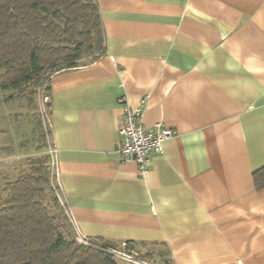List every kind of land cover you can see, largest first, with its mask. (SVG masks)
Returning <instances> with one entry per match:
<instances>
[{"label": "crops", "instance_id": "crops-1", "mask_svg": "<svg viewBox=\"0 0 264 264\" xmlns=\"http://www.w3.org/2000/svg\"><path fill=\"white\" fill-rule=\"evenodd\" d=\"M98 3L105 54L50 81L59 182L79 230L157 264H264L253 177L264 167V0ZM124 96L143 125L174 132L144 175L117 152ZM57 213L59 240L75 237Z\"/></svg>", "mask_w": 264, "mask_h": 264}, {"label": "trees", "instance_id": "trees-1", "mask_svg": "<svg viewBox=\"0 0 264 264\" xmlns=\"http://www.w3.org/2000/svg\"><path fill=\"white\" fill-rule=\"evenodd\" d=\"M105 52L98 0H0V94L23 97L41 116L51 115V100L45 104L46 113L37 101L40 95L51 98V78L93 63ZM39 125L42 128L41 121ZM48 138L51 127L43 133L45 147ZM49 159H31L29 170L20 171L14 181L5 180L0 195V264L126 263L105 251L120 244L97 238L85 246L75 237L59 240L63 219L52 208L47 191ZM253 177L256 187L263 188L264 167ZM126 244L157 264L152 254L143 255Z\"/></svg>", "mask_w": 264, "mask_h": 264}, {"label": "rangeland", "instance_id": "rangeland-1", "mask_svg": "<svg viewBox=\"0 0 264 264\" xmlns=\"http://www.w3.org/2000/svg\"><path fill=\"white\" fill-rule=\"evenodd\" d=\"M87 61V59L83 60V62ZM10 96L11 93L0 94V195L6 182L5 177L9 178L6 168L11 170L15 177L20 171L30 169L31 159L45 160L49 156L50 159L45 166L46 180H49L53 174L50 156L52 138L47 139L46 147L43 141V133L50 128L48 117L41 116L37 109L29 108L23 97L15 96L9 99ZM50 100L51 98L41 95L37 99L38 105L46 104ZM39 121L42 122L43 129ZM46 186L51 206L55 212H58L61 208L57 202L56 192L51 185L46 183Z\"/></svg>", "mask_w": 264, "mask_h": 264}, {"label": "built area", "instance_id": "built-area-1", "mask_svg": "<svg viewBox=\"0 0 264 264\" xmlns=\"http://www.w3.org/2000/svg\"><path fill=\"white\" fill-rule=\"evenodd\" d=\"M119 102L123 107L124 113L122 124L118 132L119 139L117 152L122 161L136 162L140 173L144 175L151 166L153 156L163 153L164 143L173 136L174 132L171 129L162 127L161 124H158L154 128L143 125L141 122L143 107H133L125 96L120 98ZM40 108L46 113L45 104H41ZM48 121L51 127L50 117H48ZM50 148L53 174L47 182L55 190L57 202L59 203L64 216L76 229L74 240L81 245H89L93 242V239L86 236L79 230L77 221L67 206L66 199L63 195L59 182V170L56 163V149L54 144H52ZM102 248L105 247L103 246ZM105 251L126 263L155 264L143 259L137 251L129 250L126 243H121L118 247H108Z\"/></svg>", "mask_w": 264, "mask_h": 264}]
</instances>
